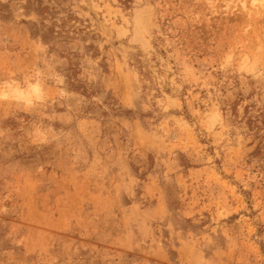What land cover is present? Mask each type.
I'll return each mask as SVG.
<instances>
[{
	"label": "rangeland",
	"instance_id": "obj_1",
	"mask_svg": "<svg viewBox=\"0 0 264 264\" xmlns=\"http://www.w3.org/2000/svg\"><path fill=\"white\" fill-rule=\"evenodd\" d=\"M0 264H264V0H0Z\"/></svg>",
	"mask_w": 264,
	"mask_h": 264
}]
</instances>
